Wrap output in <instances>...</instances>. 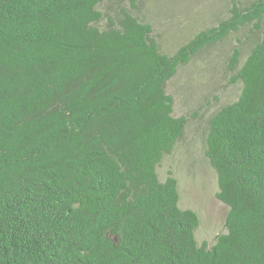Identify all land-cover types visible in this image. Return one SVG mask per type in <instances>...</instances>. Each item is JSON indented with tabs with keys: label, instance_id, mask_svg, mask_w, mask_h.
I'll return each instance as SVG.
<instances>
[{
	"label": "trees",
	"instance_id": "1",
	"mask_svg": "<svg viewBox=\"0 0 264 264\" xmlns=\"http://www.w3.org/2000/svg\"><path fill=\"white\" fill-rule=\"evenodd\" d=\"M107 1L0 0V264H264V0H230L171 51L138 0ZM241 30V90L205 144L226 231L199 243V214L157 171L187 123L166 86Z\"/></svg>",
	"mask_w": 264,
	"mask_h": 264
},
{
	"label": "rangeland",
	"instance_id": "2",
	"mask_svg": "<svg viewBox=\"0 0 264 264\" xmlns=\"http://www.w3.org/2000/svg\"><path fill=\"white\" fill-rule=\"evenodd\" d=\"M115 1L106 2L111 12L116 9ZM229 4L230 0H138L137 12L153 24L161 46L171 51L200 29L218 23L227 15ZM247 35V30H241L204 48L182 65L166 86L174 97V114L185 115L187 123L183 136L164 155L157 171L162 180L169 172L176 176L181 207L199 214V243L211 244L217 234L226 231L228 206L217 197V175L205 154L206 134L209 118L217 107L240 93L241 84L231 82L229 62L237 44L241 46L240 59L247 55Z\"/></svg>",
	"mask_w": 264,
	"mask_h": 264
}]
</instances>
